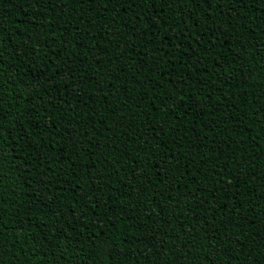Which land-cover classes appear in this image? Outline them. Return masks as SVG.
<instances>
[{
	"label": "trees",
	"instance_id": "trees-1",
	"mask_svg": "<svg viewBox=\"0 0 264 264\" xmlns=\"http://www.w3.org/2000/svg\"><path fill=\"white\" fill-rule=\"evenodd\" d=\"M49 7L44 16L33 18L34 9L24 7L23 0L0 3V16L11 21L0 69V118L12 132L4 142L8 159L0 162V177H6L0 178L6 209L0 212V227L11 257H4V264H264V128L255 119V100L264 93V49L258 54L255 38L264 25V0L238 6L239 20L222 3L219 11L225 15L207 21L212 11L205 13L208 5H198L192 9L194 20L203 15L205 22L189 30L199 41L191 45V59L173 56L170 63L161 59L155 65L146 54L152 45L144 43L156 39L155 29L149 31L145 23L143 35L134 36L123 27L140 29L130 19L134 10L116 15L114 9L98 12L100 5L79 3L61 10L58 0ZM180 7L169 6L162 27ZM142 11L150 10L145 6ZM29 18L31 25L49 26L28 25L32 40L24 49L27 55L18 58L15 50L22 46L20 33ZM213 22L217 31L212 35L218 39L212 44L217 47L202 52L197 32L208 39ZM68 29L71 42L61 35ZM85 30L87 35H75ZM73 65L79 71L63 80L65 67ZM109 81L111 87H106ZM169 91L185 93L184 107H173L174 115L162 120L161 94ZM157 121L164 127L159 140L150 131L154 126L159 130ZM20 128L25 135L17 133ZM69 131L78 141L76 149L66 141ZM26 143L30 147L21 151ZM149 154H154L151 159ZM69 159L76 172L70 177L65 174ZM145 180L152 181L147 193L133 191ZM69 185L74 187L69 190ZM165 185L171 191L161 194ZM41 195L44 202L59 201L55 216ZM89 201H99V206L93 208ZM100 230L119 256L109 258L100 249ZM212 235L216 239L209 249ZM41 236L47 239L41 241ZM229 236L241 245L242 255L234 256L236 243ZM216 240L231 251H216ZM185 252L207 254V259L181 262L178 257Z\"/></svg>",
	"mask_w": 264,
	"mask_h": 264
},
{
	"label": "snow or ice",
	"instance_id": "snow-or-ice-1",
	"mask_svg": "<svg viewBox=\"0 0 264 264\" xmlns=\"http://www.w3.org/2000/svg\"><path fill=\"white\" fill-rule=\"evenodd\" d=\"M3 0H0V3H2ZM53 3V0H23V6L24 7H31L34 9L32 11V17H42L44 16L46 11H50V5ZM79 3L81 5L87 4L91 6L100 5V8L98 9V12H107L109 9H114L116 15H120L121 11L124 9L134 10V14L130 17L133 21H137L140 23L141 27L139 30L136 28L129 29L127 25H123L127 31H130L132 35L134 36H141L144 33L143 25L147 23L149 25V31L151 29H155V32L152 33L156 37L155 40L152 39H146L144 40L145 44L152 45L150 48L147 49V55L148 58L152 61V63L155 65L158 61L163 59L164 63H170L172 61L173 56L176 57L177 60L182 58L191 59V55L193 54V50L191 48V45L193 43H196L199 45V41H197L190 33V29L195 30L199 27L201 23L205 22V17L202 15L198 19L194 20V17H196L197 13L193 11L192 9H196L198 5L200 4H206L208 5V8L205 9V13H207L209 10L212 11V15L207 16V21H213L214 16L220 15L224 16V12H220V6L221 4H226L228 6V11L235 12L236 16L235 19H240L239 14V7L241 5L245 4H252L254 5L256 3V0H58V6L61 10H63L64 7H66L68 4H75ZM172 4L181 5L182 7L177 8L176 10L171 12V16L167 17V27L161 26V21L165 19L164 13L169 11V6ZM188 4L192 5L191 9H188ZM145 6L148 7L150 10L149 13H145L142 10L145 8ZM187 9V11H185ZM179 13V14H177ZM71 14H69V20H70ZM94 19V17H93ZM123 19V18H122ZM114 22V21H113ZM11 23V21H8L5 17L0 16V69H2L5 65L4 56L7 53V50L4 48V45L2 43L3 39L7 35V24ZM25 27L26 31L20 33L21 40H22V46L18 47L15 50L16 57H21L22 55H27V52L24 51V49L27 48V42L32 40V35L29 34L27 27L28 25H31V18L29 20L25 21ZM85 23L88 27H91V23H89L87 20H85ZM32 27H47L49 25H45L43 23L39 25H31ZM19 27V25L17 26ZM52 27H55L54 25ZM67 35L64 34V32H61V35L64 36V39L66 42H71L73 39V33L71 29L66 30ZM217 31L216 27L213 24L209 25L207 27V32L209 34V38L205 39L203 34H200L197 32V35L199 36V40L203 41V46H199V50L202 52H208L211 53L213 47H217V45L212 44V40L218 39L217 36H213L212 34ZM170 33V34H169ZM75 35H87V31L85 30L84 33H75ZM111 35H118V33H112ZM256 48L257 52L259 54V51L261 49H264V25L260 26V31L256 35ZM172 41H175V43H172ZM183 41V43H181ZM109 43H111V40H109ZM221 43H223L221 41ZM118 46V45H117ZM34 52V50H33ZM53 56L56 55L55 52L52 53ZM63 62L68 65L69 60L67 57L63 58ZM195 66V65H194ZM219 67V65H217ZM79 69L76 66H67L64 69V74L62 75V79L67 81L70 80L72 75L74 73H77ZM0 76H3V73L0 72ZM37 81L39 80V77L36 78ZM170 83V81H169ZM41 85L37 84V87ZM44 87H50V85H43ZM106 87H111V82H107ZM172 88L175 89L176 85L173 84ZM3 89L4 84L0 83V103H3L4 101V95H3ZM128 89H125V92H127ZM203 91L202 88L198 89L193 95L198 96L199 93ZM215 91H219V89H215ZM189 92H191V89H189ZM213 93V94H214ZM11 95V93H9ZM162 99L160 101L161 106L164 108V116L161 117L163 120L165 117L169 115H174L173 107L177 108H183L184 105L181 101L184 100L185 93L183 91H169L166 94H161ZM179 97V98H178ZM142 100V96H141ZM256 104V113H255V119L256 122L264 128V93H261L257 96V99L255 100ZM136 107H140V104L137 103ZM156 109L153 107L152 112H155ZM149 117L151 116V112L146 113ZM193 115H195V112H193ZM23 119V117H21ZM117 121L122 119V116L116 117ZM148 122H151L149 119ZM157 125H159V130H157V127L154 126L150 131L156 132L155 139L159 140L160 133L164 131V127L162 124H160V121H157ZM45 128L48 127L47 124L44 125ZM53 128L56 127L55 124L52 125ZM13 128H15V125H13ZM17 133L19 135H25L23 128L16 129ZM67 131V130H66ZM36 135H39V133H36ZM82 135H87V132L85 131L82 133ZM12 139V132L9 131L6 127V125L3 123L2 118H0V162H3L4 160L8 159L6 153L4 152V149L7 147V145L4 143L7 140ZM43 139V138H42ZM67 143L71 146V149H76L78 145V141L73 137L72 132H67L66 136ZM143 143L145 145H148V139L145 138ZM43 146V145H42ZM24 147H30V144L26 143L21 147V151ZM94 147V146H93ZM179 147V145H178ZM13 156L12 158L15 159V148L13 147L11 149ZM75 154V153H73ZM154 154H149V158L151 159ZM171 158V157H169ZM161 164L163 163V160L160 161ZM201 162H203L201 160ZM74 163L71 159L68 160L67 168L65 170V174L67 176H73L76 174L75 171H73ZM83 167V165H81ZM79 170L78 168L76 169ZM107 171V169H105ZM47 171L49 173L52 172V169L49 167L47 168ZM119 175V171L116 173ZM219 175V174H218ZM0 178H6V177H0ZM164 179H167L165 177ZM132 180L136 181L137 177L135 175L132 176ZM36 183H43V181L37 180ZM152 184V181L145 180L143 185L140 183H136L135 188H133V191L136 190V188L140 189L141 193H147L148 192V185ZM161 184L163 185V180L161 181ZM155 186L154 184L152 185ZM74 187L72 185H69V190ZM171 189L168 186H163L160 190V193H167L170 192ZM129 196H131V193H129ZM190 198V197H189ZM34 199H36L34 197ZM41 203L44 204L46 208H48L49 211H52L53 215H56V212L53 211V208L56 207V205L59 204L58 200H49L47 202H44L42 195L39 197ZM89 203L92 204L93 208L99 206V201H89ZM175 203L179 205L180 201L176 200ZM159 207L160 205H155ZM67 207V205H65ZM6 209L3 208V197L0 196V212H4ZM29 211H31V208H29ZM60 217H57V220H59ZM78 219V218H77ZM24 223L23 219H20L18 221V225H22ZM75 223V221H74ZM0 225H2V221H0ZM55 227V224L53 225ZM21 231H26L25 228H21ZM214 232V230H213ZM51 233H49L50 235ZM237 236V240L239 239V234H235ZM41 241L46 240L47 236H41L39 237ZM130 238L124 239L123 243L125 245H128V240ZM216 237L214 235L209 236L208 239V245L207 247L209 249L213 248L212 241L215 240ZM96 240L99 243L100 249L103 250V252L109 257L113 256H119L121 253L113 246L111 245V240L108 237L104 236L103 230H100L96 234ZM228 240L230 243H236V252L234 256H240L243 254V248L237 241H233L232 237L229 236ZM7 244V239L4 236V232L2 227H0V264H4V257H8L11 259V257L8 254V251L5 249V245ZM35 247V246H34ZM201 248L205 247V245H200ZM216 251H231L230 248L225 246L224 248L220 247V241L216 240L215 245ZM35 251H40L39 248H35ZM128 251L130 252H136L138 251L135 248H128ZM262 252H264V248L261 249ZM175 255V254H174ZM188 257L190 261H197L202 262L207 259V254L205 256H197L196 254H193L191 252H185L181 254L178 259L183 262L185 261V258ZM131 259V257H129ZM241 264H248L247 260H244L241 262ZM253 264H255V261H253Z\"/></svg>",
	"mask_w": 264,
	"mask_h": 264
}]
</instances>
